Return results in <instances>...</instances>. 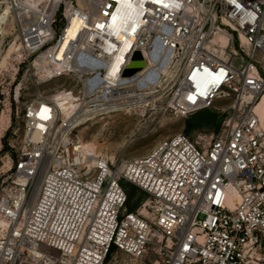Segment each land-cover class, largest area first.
<instances>
[{
    "label": "built area",
    "instance_id": "2783aa9c",
    "mask_svg": "<svg viewBox=\"0 0 264 264\" xmlns=\"http://www.w3.org/2000/svg\"><path fill=\"white\" fill-rule=\"evenodd\" d=\"M0 15L17 35L0 90V264H264V0H0ZM136 51L146 65L124 76ZM28 76L40 90L17 146L6 137ZM221 96L220 133L130 161L75 135L162 102L192 116ZM123 182L147 197L134 210Z\"/></svg>",
    "mask_w": 264,
    "mask_h": 264
},
{
    "label": "rangeland",
    "instance_id": "374dc122",
    "mask_svg": "<svg viewBox=\"0 0 264 264\" xmlns=\"http://www.w3.org/2000/svg\"><path fill=\"white\" fill-rule=\"evenodd\" d=\"M16 37L13 26L8 28L3 24L0 25V90L6 89L7 78L11 74L10 49ZM19 84L23 88H27L25 93L22 94L19 104H16L13 100L14 109L17 106L20 109V118L13 119V128L6 137V140L13 141L17 146L24 135L21 112L25 103L32 100L40 90V87L35 85L30 76L26 77L25 81H21V77H19L16 85ZM55 87L56 85L51 88ZM263 102L264 99L261 103ZM230 105L231 100L221 96L215 101L212 108L202 110L210 115L203 118L210 119L211 124H201L190 133L187 132V124L194 115L184 117L166 112L165 103L162 102L157 103L152 110L111 114L99 118L91 125L79 129L75 135L82 139L83 143L94 144L98 155L105 156L113 162L130 161L146 156L160 141L175 135L185 134L193 141H199L200 137L217 135L228 116ZM259 107L261 108H258V111L262 117L264 116V106ZM259 109H262L263 113ZM18 129L19 132L15 136L13 132ZM122 186L131 195L129 210L136 209L147 198L143 192L136 190L134 186L127 182H123Z\"/></svg>",
    "mask_w": 264,
    "mask_h": 264
},
{
    "label": "bare ground",
    "instance_id": "6f19581e",
    "mask_svg": "<svg viewBox=\"0 0 264 264\" xmlns=\"http://www.w3.org/2000/svg\"><path fill=\"white\" fill-rule=\"evenodd\" d=\"M2 19H3V17H1V15H0V22H3ZM81 28H82V23H81L79 20H74L73 23H72V25H71V26L69 27V29H68V37H67L68 40L74 38L75 35H76V33H77ZM125 50H127V47L125 48ZM10 51H11V50H10ZM10 51H9V53H10ZM10 54H11V53H10ZM263 99H264V98H263ZM263 99H262V100H263ZM260 103H261V102H260ZM260 103H259V105H258V107H257V112H258V113H259L258 108H261V107H259V106H264V102L261 103V105H260ZM259 110H261V112L263 113L262 109H259ZM262 113H261V114H262ZM259 115H260V114H259ZM260 117H261V116H260ZM261 119H262V121H263L264 116H262ZM83 145H84L85 149H87V151H89V153H91L92 155H95L96 157H98V153L95 151L96 148H95L94 144H89V143L84 142Z\"/></svg>",
    "mask_w": 264,
    "mask_h": 264
},
{
    "label": "trees",
    "instance_id": "16d2710c",
    "mask_svg": "<svg viewBox=\"0 0 264 264\" xmlns=\"http://www.w3.org/2000/svg\"><path fill=\"white\" fill-rule=\"evenodd\" d=\"M204 116H210V115L208 114V112H205V111H199L198 113H196L191 118L190 122H188V124H187V132L190 133L191 131L195 130L201 124H211L210 119L209 120L204 119L203 118ZM135 189L138 190L136 187H135ZM128 197H129V200H128V206H129L130 201H131V195L128 194Z\"/></svg>",
    "mask_w": 264,
    "mask_h": 264
},
{
    "label": "water",
    "instance_id": "95a60500",
    "mask_svg": "<svg viewBox=\"0 0 264 264\" xmlns=\"http://www.w3.org/2000/svg\"><path fill=\"white\" fill-rule=\"evenodd\" d=\"M145 61L140 51H136L132 57V63L126 68L124 76H132L135 73L141 71L145 67Z\"/></svg>",
    "mask_w": 264,
    "mask_h": 264
}]
</instances>
